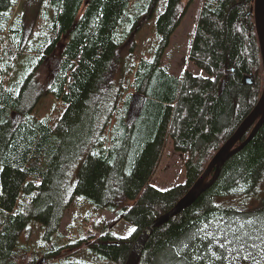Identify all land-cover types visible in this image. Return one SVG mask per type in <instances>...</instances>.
<instances>
[{"label":"trees","instance_id":"1","mask_svg":"<svg viewBox=\"0 0 264 264\" xmlns=\"http://www.w3.org/2000/svg\"><path fill=\"white\" fill-rule=\"evenodd\" d=\"M19 1L0 0V264H125L261 98L255 0H201L187 54L205 76L187 70L180 78L163 58L183 0L150 1L164 6L152 60L135 59L133 48L121 57L130 36L119 31L134 0H32L44 3L47 19L32 47L14 19ZM47 59L57 69L45 89L37 72ZM45 96L60 106L54 119L33 114ZM169 141L187 156V178L161 190L152 184ZM263 183L264 125L193 205L152 231L139 263L264 264V205L244 201ZM76 198L134 232L118 237L116 221L71 243L60 227ZM34 232L40 241L29 243Z\"/></svg>","mask_w":264,"mask_h":264},{"label":"rangeland","instance_id":"2","mask_svg":"<svg viewBox=\"0 0 264 264\" xmlns=\"http://www.w3.org/2000/svg\"><path fill=\"white\" fill-rule=\"evenodd\" d=\"M151 0H134L127 11V18L123 21L120 28L121 37L125 40L124 46L121 47L122 58H125L133 48L135 59H150L154 58L156 49L161 40L160 35L156 32L155 21L164 6L161 2L157 6H152ZM183 8L185 10L184 17L180 26L170 39V44L164 54L163 66L167 68L171 75L179 77L184 71H191L194 74L205 76V73L197 69L189 61L188 51L190 40L195 28L196 14L200 7L201 0H183ZM44 3H34L32 0H20L19 6L14 10V19H19L24 24V35L26 44L34 46L37 40L44 37L46 26V18H41V8ZM148 12V13H147ZM129 35V36H125ZM24 41V42H25ZM28 45V46H29ZM24 46V47H25ZM27 46V47H28ZM27 53L26 51H24ZM18 68V67H16ZM57 69V61L47 59L42 67L37 72L38 81L46 89L52 83L55 71ZM134 108V107H133ZM60 106L50 96L41 98L35 110L34 116L38 118H53L60 112ZM20 121L18 116L14 117V122L17 124ZM165 152L162 161L153 178V184L161 190L169 189L178 184H184L187 178L185 168L186 154L175 150L172 142L169 141L165 145ZM248 208H259L264 205V183L259 189L257 195L246 197L244 199ZM62 221L60 233L71 243H75L78 239L87 238L89 234L99 237L102 230L112 223V230L118 237H128L135 227L125 221L119 220L118 215L112 212L96 213L90 203L83 199L74 200L69 207ZM35 231V230H34ZM26 237L23 238V241ZM40 241V236L34 232L29 243ZM80 260V258L78 259Z\"/></svg>","mask_w":264,"mask_h":264},{"label":"water","instance_id":"3","mask_svg":"<svg viewBox=\"0 0 264 264\" xmlns=\"http://www.w3.org/2000/svg\"><path fill=\"white\" fill-rule=\"evenodd\" d=\"M250 14H254L255 16V25L258 33L257 38H259L260 42V51L262 53V64L264 69V0H255V8L252 9ZM262 90L263 92L261 98L254 110L240 125L236 133L227 142H225L223 147L214 156L213 160L211 161L207 169H205L206 171L200 177L197 183L194 184V186L188 191V193L183 196V198L168 214L157 219L154 223H152L151 227H149L140 237H138V240L135 243L133 250H131L132 252L130 253L129 258L125 264H140L139 262L141 261L142 253L152 231L155 228L168 222L170 218L179 214L181 211L193 205L198 199L199 195H201L215 183L224 164L233 155L241 151L247 144H249V141H251L255 137L259 129L264 125V87ZM251 129L252 131L248 138L241 144H239ZM213 172L214 175L211 178L210 182H206L207 178H209V176Z\"/></svg>","mask_w":264,"mask_h":264},{"label":"bare ground","instance_id":"4","mask_svg":"<svg viewBox=\"0 0 264 264\" xmlns=\"http://www.w3.org/2000/svg\"><path fill=\"white\" fill-rule=\"evenodd\" d=\"M256 30H257V29H256ZM257 34H258V33H257ZM213 175H214V172H213L209 177H211V176L213 177ZM167 214H168V213H167ZM165 215H166V214H165ZM163 216H164V215H163Z\"/></svg>","mask_w":264,"mask_h":264},{"label":"snow or ice","instance_id":"5","mask_svg":"<svg viewBox=\"0 0 264 264\" xmlns=\"http://www.w3.org/2000/svg\"><path fill=\"white\" fill-rule=\"evenodd\" d=\"M133 231H134V229H133Z\"/></svg>","mask_w":264,"mask_h":264}]
</instances>
